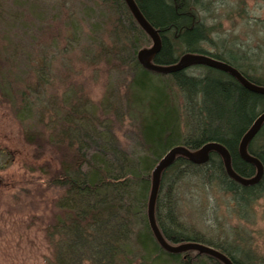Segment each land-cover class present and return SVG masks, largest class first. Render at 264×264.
<instances>
[{"label": "trees", "instance_id": "1", "mask_svg": "<svg viewBox=\"0 0 264 264\" xmlns=\"http://www.w3.org/2000/svg\"><path fill=\"white\" fill-rule=\"evenodd\" d=\"M134 2L160 37V49L150 57L153 63L171 65L188 53L209 55L264 87L261 54L228 49L222 53V44L212 38L213 27L201 16L211 0ZM93 5V21L88 10L83 11L91 43L84 59L90 65L102 63L107 70L126 74L125 82L119 91L109 89L98 103L80 99L72 89L71 98L62 99L63 105L54 102L57 115H50L54 120L47 123L33 105L45 90L41 70L51 56L44 51L23 57L17 54L16 41L7 33L10 27L2 24L6 20L2 21L0 0V98L9 99L17 119H30L34 124L21 126L22 138L32 149L38 181L57 192L52 218L43 227L56 264H224L193 249L170 253L158 243L147 220L152 171L174 146L195 152L214 141L226 148L237 174L252 177L255 165L244 161L238 148L264 111V92L250 90L231 73L203 63L169 73L143 68L136 54L152 42L125 1L93 0ZM63 25L65 34L76 27L70 17ZM59 38L55 36L48 46H56ZM204 44L216 49H205ZM31 58H36V65L26 64ZM123 125L134 136L135 150L118 139L117 129ZM246 149L263 166L261 179L252 185L230 178L215 151L202 164L176 155L161 171L154 218L169 244L198 242L217 249L233 264H264V255L248 242L247 231L241 239L239 229H231L227 238L212 237L193 230L183 218L186 203L201 216L207 208L205 200L216 195L222 198L223 193L227 213L247 221L245 210L253 212L264 199V121Z\"/></svg>", "mask_w": 264, "mask_h": 264}, {"label": "rangeland", "instance_id": "2", "mask_svg": "<svg viewBox=\"0 0 264 264\" xmlns=\"http://www.w3.org/2000/svg\"><path fill=\"white\" fill-rule=\"evenodd\" d=\"M210 5L201 16L206 25L213 27L211 36L217 45L222 44V53L228 49L264 57V0H211ZM84 9L93 21V0H1L2 21L6 20L2 24L9 25L7 33L12 42L16 41L13 44H17V54L23 57L28 52L38 55L44 51L51 56L41 70L45 90L40 102L33 105L35 112L44 114V122L54 120L50 115L55 113L56 117V105H63L62 99L69 98L72 89L80 99L98 103L109 89L119 91L125 82L126 74L107 70L102 63L90 65L85 61L84 53L91 49V43ZM67 17L75 21L76 27L65 34L63 23ZM60 35L56 46H48ZM203 46L210 51L216 49L210 44ZM35 59L26 64L36 65ZM12 97L16 101L14 94ZM8 100L0 98V264H56L54 249L43 227L52 218L57 192L38 181L32 149L22 138L21 126L34 124L30 119H17ZM117 135L124 147L136 149L134 136L125 125L117 129ZM226 205L223 193L222 198H207L206 211L200 216L191 212L186 203L184 221L193 230L212 237H224L231 229H239L241 239L246 238L247 231L248 242L264 255V199L253 212L245 210L243 216L247 221L228 214Z\"/></svg>", "mask_w": 264, "mask_h": 264}, {"label": "water", "instance_id": "3", "mask_svg": "<svg viewBox=\"0 0 264 264\" xmlns=\"http://www.w3.org/2000/svg\"><path fill=\"white\" fill-rule=\"evenodd\" d=\"M124 1L127 4L130 12L132 13L133 17L135 18L139 26L148 35V37L152 42V46L150 48L141 49L136 54L137 61L143 68L160 73H169V72L181 70L193 64L203 63L220 68L226 72L231 73L242 85H244L246 88L250 90L257 92H264L263 86H259L247 80L236 68H234L227 62L215 59L209 55L188 53L181 56L178 59V61H176L174 64L171 65H158L153 63L150 60V57L160 49V45H161L158 32L144 18V16L138 9L137 5L135 4L134 0H124ZM263 121H264V111L258 114L256 119L252 123L251 127L243 135L238 148L241 158L244 161L255 165L256 172L252 177L247 178L237 174L232 168L230 155L226 150V148L222 144L214 141H210L203 144L195 152L190 151L185 146H181V145L174 146L170 148L164 154V156L159 160V162L152 171V185H151L149 201H148L147 220L152 233L154 234L155 238L157 239L158 243L162 246V248H164L166 251L170 253H177L182 250L193 249L200 253L203 252L211 256H214L219 260H221L224 264H233L232 261L226 255H224L223 253H221L217 249H214L211 246L204 245L198 242H184L179 245H171L162 237L154 218V203H155L156 193L158 190L160 173L165 167H167L173 161L176 155H183L189 158L194 163L202 164L207 161L209 152L215 151L221 156L225 172L230 178L234 179L235 181H237L242 185H252L257 183L262 177L263 166L256 157L248 153L246 147L249 140L258 131Z\"/></svg>", "mask_w": 264, "mask_h": 264}, {"label": "bare ground", "instance_id": "4", "mask_svg": "<svg viewBox=\"0 0 264 264\" xmlns=\"http://www.w3.org/2000/svg\"><path fill=\"white\" fill-rule=\"evenodd\" d=\"M157 240V239H156Z\"/></svg>", "mask_w": 264, "mask_h": 264}]
</instances>
